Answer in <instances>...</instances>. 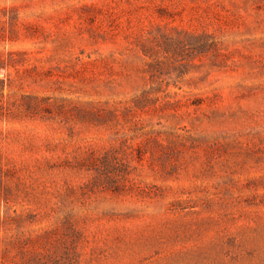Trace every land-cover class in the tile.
Segmentation results:
<instances>
[{"label":"rangeland","instance_id":"obj_1","mask_svg":"<svg viewBox=\"0 0 264 264\" xmlns=\"http://www.w3.org/2000/svg\"><path fill=\"white\" fill-rule=\"evenodd\" d=\"M0 264H264V0H0Z\"/></svg>","mask_w":264,"mask_h":264}]
</instances>
